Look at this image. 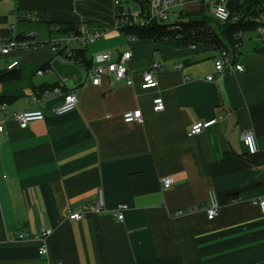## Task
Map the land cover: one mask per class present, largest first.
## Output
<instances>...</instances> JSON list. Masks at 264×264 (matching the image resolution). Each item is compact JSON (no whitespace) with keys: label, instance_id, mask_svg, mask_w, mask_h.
I'll use <instances>...</instances> for the list:
<instances>
[{"label":"crops","instance_id":"crops-1","mask_svg":"<svg viewBox=\"0 0 264 264\" xmlns=\"http://www.w3.org/2000/svg\"><path fill=\"white\" fill-rule=\"evenodd\" d=\"M258 1L209 4L223 2L234 12ZM183 3L171 9L175 23L180 9L207 6L210 14L202 0ZM114 21L112 0H0L5 38L32 32L35 41L59 39L72 33L65 31L69 25L106 31L85 44L71 40L0 58L2 64L19 61L11 73H0L6 103L0 112V264H264V213L256 204L264 196V43L255 30L244 31L237 60L244 70L217 73L218 51L210 43L139 39ZM76 49H85L91 67L95 55L116 61L131 52L133 84L103 76L93 85L71 58ZM154 62L158 86L142 89V73ZM69 92L78 94V105L56 114ZM158 96L161 111L153 110ZM136 108L143 121L124 122L123 112ZM36 109L44 118L24 128L11 118ZM219 116L189 134L195 122ZM246 127L256 135L254 154L241 139ZM165 176L172 179L167 188ZM99 188L105 210L93 213ZM209 189L220 204L212 220L205 212ZM120 204L126 205L122 221L115 216ZM69 210L82 218L70 220ZM44 228L51 234L48 255L40 256L35 236Z\"/></svg>","mask_w":264,"mask_h":264},{"label":"built area","instance_id":"built-area-1","mask_svg":"<svg viewBox=\"0 0 264 264\" xmlns=\"http://www.w3.org/2000/svg\"><path fill=\"white\" fill-rule=\"evenodd\" d=\"M13 1V0H10ZM113 2V13L115 17L114 26L119 27L123 30L129 27H145L154 22H165L168 20L171 9L177 5H183V0H148V6L145 8L136 7L133 8L128 5L125 0H112ZM205 4H209L210 0H202ZM258 15L245 16L244 20L246 22H255L256 29L255 33L262 43H264V0H260L258 6ZM209 12L213 18L217 21L224 23L226 21L232 20L237 22L240 20V15L228 10L223 2H219L214 5L209 4ZM105 30H89L87 26H80L78 28V33H71L66 37L59 39H48L45 41H35L31 39L33 36L32 32L27 33L26 38H20L13 32L8 38L0 36V58L8 56L11 52L15 50H27L30 48L38 47H51L57 48L60 45H68L71 40H77L81 44L87 42H92L100 37L104 36ZM242 35V34H241ZM239 44L234 45L232 48H223L219 51L218 56L214 60V68L217 73L223 72H242L244 70L243 64L239 63L238 60V50ZM131 52H123L116 61H111L107 55L98 54L92 58L93 67L87 69L88 77L93 85L100 84L103 76H111L116 81L123 80L127 85L133 84L132 72L127 67L130 60ZM19 65L17 59L5 62L2 64L0 62V73L11 72L15 70ZM160 66L158 62L152 63L149 70L142 73L141 88L142 89H153L158 86V81L154 74L155 69ZM38 73H42L41 70ZM207 80H215L213 75H208ZM59 92V89H55ZM79 98L76 92H69L63 96L62 103L55 109L56 114H64L76 108L78 105ZM6 108V103L0 100V112L4 111ZM164 109V102L161 97H155L153 99V110L161 111ZM11 118L15 120L20 127L24 128L28 124L34 121H39L44 118L43 111L41 109L36 110H17L11 113ZM122 119L124 122H137L141 123L143 121L142 113L139 108L133 110L124 111L122 114ZM223 117L195 122L189 129V134L196 135L201 133L204 129L215 124L217 121L222 120ZM4 132V125L0 121V134ZM241 139L243 144L247 149L248 154H254L258 151V144L254 130L251 127H246L241 132ZM262 176L264 179V169L262 170ZM162 187L167 188L172 184V179L169 176L161 178ZM96 197L93 204L90 207V211L93 213H100L105 210L104 195L101 188L96 192ZM259 208L264 213V196L256 200ZM220 204L218 200L217 192L214 189H209L207 192V207L205 209L206 217L208 220L214 219L219 211ZM126 209L125 204H120L116 208L115 216L117 220L122 221L124 218L123 211ZM194 207L188 208V212H193ZM183 213L180 210L178 214ZM68 218L73 221H79L83 214L76 211H68ZM51 234V230L42 229L35 238L39 242V247L37 249L38 255L47 256V239ZM20 238L24 237V234L19 235ZM54 264H62V262H55Z\"/></svg>","mask_w":264,"mask_h":264},{"label":"trees","instance_id":"trees-1","mask_svg":"<svg viewBox=\"0 0 264 264\" xmlns=\"http://www.w3.org/2000/svg\"><path fill=\"white\" fill-rule=\"evenodd\" d=\"M136 1H138L139 6L142 8L148 6V0ZM259 2L260 0L254 5L246 6L234 11V13L240 15V20L237 22L229 20L221 23L213 18L211 14L205 12L208 9L207 6H202L199 11H183L180 9L177 12L179 19L177 25L181 28L173 29L171 28L173 24L154 22L145 27L126 28L125 33L139 39H175L180 45L208 42L219 53L223 48H232L234 45L239 44L242 40L241 34H243L244 31L256 29L255 22H246L244 18L245 16L255 17L258 15L257 6ZM205 27L208 29L205 30ZM78 28L79 27L74 25H69V28L65 29V31H71L72 33L77 34ZM71 58L74 62L80 64L86 69H89L92 66L85 55V49L72 50ZM8 75V78H14L16 76L15 73ZM4 77L6 76L3 75L1 78L3 79Z\"/></svg>","mask_w":264,"mask_h":264},{"label":"rangeland","instance_id":"rangeland-1","mask_svg":"<svg viewBox=\"0 0 264 264\" xmlns=\"http://www.w3.org/2000/svg\"><path fill=\"white\" fill-rule=\"evenodd\" d=\"M128 3H129L133 8H136V6H134L135 4L133 3L132 0H128ZM171 14H172V12H171ZM174 21H175V20H172L171 15H169L168 20H166V21L163 22V23H166V24H173V25L171 26V28H173V29H175V28H181L179 25H177V22L175 23ZM204 29L207 30L208 28L205 27ZM74 41H75V40H74ZM72 43H73V42H72ZM73 44H74V43H73Z\"/></svg>","mask_w":264,"mask_h":264}]
</instances>
